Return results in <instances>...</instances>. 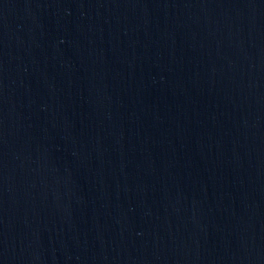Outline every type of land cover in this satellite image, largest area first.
<instances>
[{
    "label": "water",
    "instance_id": "95a60500",
    "mask_svg": "<svg viewBox=\"0 0 264 264\" xmlns=\"http://www.w3.org/2000/svg\"><path fill=\"white\" fill-rule=\"evenodd\" d=\"M0 264H264V0H0Z\"/></svg>",
    "mask_w": 264,
    "mask_h": 264
}]
</instances>
